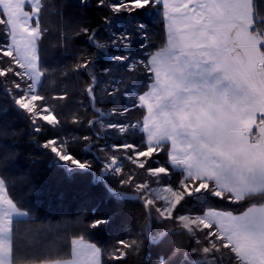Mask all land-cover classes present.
Returning a JSON list of instances; mask_svg holds the SVG:
<instances>
[{"label": "snow or ice", "instance_id": "6c2138e0", "mask_svg": "<svg viewBox=\"0 0 264 264\" xmlns=\"http://www.w3.org/2000/svg\"><path fill=\"white\" fill-rule=\"evenodd\" d=\"M61 8L71 11L53 29L43 22L51 0H0V264H264V0ZM24 144L42 151L23 156ZM22 157L91 174L117 203H138L139 231L96 239L117 212L95 207L45 222ZM53 232L67 250L41 258Z\"/></svg>", "mask_w": 264, "mask_h": 264}, {"label": "trees", "instance_id": "16d2710c", "mask_svg": "<svg viewBox=\"0 0 264 264\" xmlns=\"http://www.w3.org/2000/svg\"><path fill=\"white\" fill-rule=\"evenodd\" d=\"M63 3L64 0H51V6L54 7L55 10L46 12L43 16V22L53 29L57 27L61 10H63L65 14L71 11V9L68 8L62 9L61 6ZM89 15L99 22V15L96 11L89 9ZM148 23L151 25L152 30L155 33L153 40L156 43H159L161 37V25L159 20L157 19L155 23H153V21L149 19ZM133 51H135V45L133 46ZM60 59L58 53L51 52L46 57V63L50 66H54L60 62ZM4 99L3 92L0 91V103H3ZM85 103H87L86 100ZM97 106H102L104 110L110 109L111 107L108 103H103L102 105L98 103ZM87 111L90 118L92 110ZM64 112L65 115L70 118L71 113L69 108H65ZM139 115V111L133 112L130 119H134ZM15 122L21 127H25L26 125V122L23 119H17ZM69 132L70 135H64V139L70 140L71 135L75 134L71 133L70 129ZM48 134L47 131L44 133V135ZM18 151H20L23 156H27L29 152L33 151L36 155H39L42 150L33 149L29 145L24 144ZM19 167L23 170H27L29 167L32 169L31 179L35 190L28 193L29 202L39 210V215L45 222H51L54 226L59 225L65 220L75 218L76 214L83 211L85 207H95L104 214L117 212L115 226L95 237L96 239L104 240L106 242L114 240L115 238H124L128 234L126 232V229L128 228L132 229L131 235L134 236L136 232L139 231L138 225L143 223V221L140 220L141 209L138 203L132 201L117 203L106 194L104 187L101 184H94L91 182V174L69 178L61 170L51 166L47 160H41L35 165H30L23 159V157L21 158ZM96 171L98 172V168ZM105 183L110 184L114 188L119 187L117 182L111 177H108ZM24 193H27V189H24L23 192H21V194ZM219 206L223 207L224 205L220 204ZM129 208L134 209V213L130 214L126 210ZM153 227L159 226L153 224ZM78 231L79 229L73 226L69 230L68 236L70 237L72 232ZM66 250L67 248L64 240L58 239L56 233L53 232L49 234L47 247L37 250L36 255L41 258H49V256L55 258L57 252L62 254Z\"/></svg>", "mask_w": 264, "mask_h": 264}, {"label": "rangeland", "instance_id": "374dc122", "mask_svg": "<svg viewBox=\"0 0 264 264\" xmlns=\"http://www.w3.org/2000/svg\"><path fill=\"white\" fill-rule=\"evenodd\" d=\"M29 8V6L26 5V10Z\"/></svg>", "mask_w": 264, "mask_h": 264}]
</instances>
